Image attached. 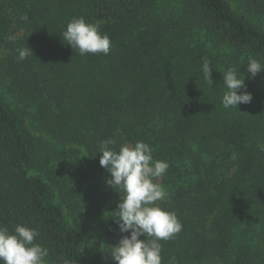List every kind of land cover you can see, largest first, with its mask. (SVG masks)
<instances>
[{
	"label": "trees",
	"instance_id": "trees-1",
	"mask_svg": "<svg viewBox=\"0 0 264 264\" xmlns=\"http://www.w3.org/2000/svg\"><path fill=\"white\" fill-rule=\"evenodd\" d=\"M242 2L264 15V0ZM80 17L101 22L110 54L67 45ZM25 46L34 56L20 61ZM252 58L264 65V31L228 0H0V226L36 229L46 264H115L111 246L130 233L113 219L101 143L141 141L169 165L156 203L183 226L160 241L162 264H264V72L250 77ZM230 68L253 96L238 110L222 105Z\"/></svg>",
	"mask_w": 264,
	"mask_h": 264
},
{
	"label": "clouds",
	"instance_id": "clouds-1",
	"mask_svg": "<svg viewBox=\"0 0 264 264\" xmlns=\"http://www.w3.org/2000/svg\"><path fill=\"white\" fill-rule=\"evenodd\" d=\"M21 19H26V16ZM100 24V21L88 23L83 17L73 18L61 36L81 56L108 55L111 40L101 33ZM9 39L15 40L16 37L10 36ZM17 51L20 61L29 54L34 56L27 46ZM202 72L205 81L212 86V68L207 59L203 62ZM247 72L255 78L258 73L264 72V65L252 58L247 64ZM223 83L227 89L222 99L225 109L231 107L238 110L239 105L251 103L253 96L247 91L244 78H238L235 69L230 68L223 74ZM115 143V140L101 143L99 164L109 173L107 186L114 191L119 190L116 192L120 194V201L113 219L121 234L130 235H123L118 244L111 246L109 254L115 264H162L160 241L172 239L183 227L175 212L166 211L156 203L168 198L163 185L156 181L166 174L169 165L165 161L154 160L153 149L147 143H125L119 151L109 147ZM258 147L264 152V144ZM39 235L36 229L22 225H17L13 232L0 226V264H46L48 249L35 243ZM142 236L151 239L141 240Z\"/></svg>",
	"mask_w": 264,
	"mask_h": 264
},
{
	"label": "rangeland",
	"instance_id": "rangeland-1",
	"mask_svg": "<svg viewBox=\"0 0 264 264\" xmlns=\"http://www.w3.org/2000/svg\"><path fill=\"white\" fill-rule=\"evenodd\" d=\"M232 9L239 15L244 16L251 23L256 24L260 29L264 31V15L255 13L248 9V7L242 2V0H228ZM78 151H82V147H76ZM73 149V147L66 148V152ZM216 264V263H214Z\"/></svg>",
	"mask_w": 264,
	"mask_h": 264
}]
</instances>
